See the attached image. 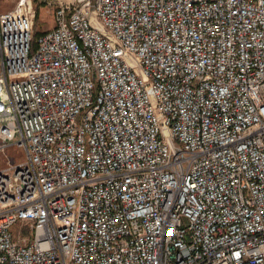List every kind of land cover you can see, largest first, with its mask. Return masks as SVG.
I'll use <instances>...</instances> for the list:
<instances>
[{"label": "built area", "instance_id": "2783aa9c", "mask_svg": "<svg viewBox=\"0 0 264 264\" xmlns=\"http://www.w3.org/2000/svg\"><path fill=\"white\" fill-rule=\"evenodd\" d=\"M53 1L0 16V264H264V0Z\"/></svg>", "mask_w": 264, "mask_h": 264}, {"label": "rangeland", "instance_id": "374dc122", "mask_svg": "<svg viewBox=\"0 0 264 264\" xmlns=\"http://www.w3.org/2000/svg\"><path fill=\"white\" fill-rule=\"evenodd\" d=\"M22 0H0V16L9 14L16 10ZM70 2L71 0H63ZM32 6L34 12V36L37 39L42 33L52 30L55 26L57 3L53 0H27ZM2 74V60L0 50V75ZM26 158L25 151L16 147L8 149L4 154H0V171L7 169L12 164L24 162ZM15 232V231H14ZM16 240L17 233H14ZM26 243H30L27 240Z\"/></svg>", "mask_w": 264, "mask_h": 264}]
</instances>
